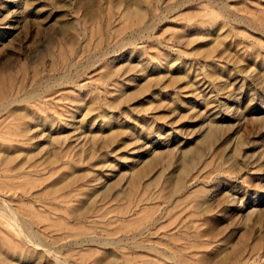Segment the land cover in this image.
Here are the masks:
<instances>
[{
  "label": "rangeland",
  "instance_id": "obj_1",
  "mask_svg": "<svg viewBox=\"0 0 264 264\" xmlns=\"http://www.w3.org/2000/svg\"><path fill=\"white\" fill-rule=\"evenodd\" d=\"M0 211V264H264V0H0Z\"/></svg>",
  "mask_w": 264,
  "mask_h": 264
},
{
  "label": "bare ground",
  "instance_id": "obj_2",
  "mask_svg": "<svg viewBox=\"0 0 264 264\" xmlns=\"http://www.w3.org/2000/svg\"><path fill=\"white\" fill-rule=\"evenodd\" d=\"M5 24H6V23H5ZM5 203H6V202H5ZM7 208L10 210L9 207H7ZM8 209H7V210H8ZM0 212H2V211H0ZM13 213H14V212H13ZM13 213L10 215V217L13 219V221H16L17 216L15 215V213H14V214H13ZM3 215H4V212H3ZM6 217H7V216H6ZM11 218H10V219H11ZM12 219H11V221H12ZM23 224H24V223H23ZM17 228H18V227H17ZM19 228H20V227H19ZM22 235H23V237H25L24 239L28 241V238L31 237V232H30L29 229L26 227V229H25L24 231L22 230Z\"/></svg>",
  "mask_w": 264,
  "mask_h": 264
}]
</instances>
